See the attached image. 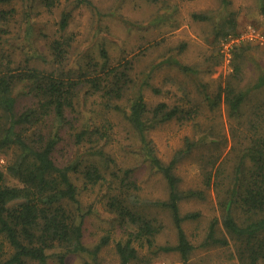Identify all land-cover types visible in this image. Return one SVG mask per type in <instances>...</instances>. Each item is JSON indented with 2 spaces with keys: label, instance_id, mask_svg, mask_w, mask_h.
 Returning <instances> with one entry per match:
<instances>
[{
  "label": "rangeland",
  "instance_id": "rangeland-1",
  "mask_svg": "<svg viewBox=\"0 0 264 264\" xmlns=\"http://www.w3.org/2000/svg\"><path fill=\"white\" fill-rule=\"evenodd\" d=\"M0 10L11 12L4 22L5 32L0 33V53L12 66L29 65L48 71L64 68L78 73L88 65L91 73L93 67L103 64L131 62L134 82L121 99L108 103L100 93L80 88L77 109L68 111L69 121L56 150L59 163H74L81 169L73 172V178L86 212L85 244L94 248L104 236L110 238L100 249L99 263L121 264L116 242L127 238L108 208L118 184L115 173L125 176L129 170L128 180L137 185L131 194L138 193L143 200L162 199L168 193L163 175L144 159L139 133L128 117L129 103L141 90L150 108L166 101L190 111L185 118L153 124L148 138L165 161L185 148L187 138L198 142L180 160L176 170L184 188L206 190L204 199L181 203L183 213H201L198 219L185 222L190 239L198 245L191 259L202 264H236L234 243L207 247L200 244L210 220L221 216L220 194L225 192L219 193L218 187L230 186L231 174L252 135L249 122L255 118L254 108L260 106L264 110V87L250 92L237 115L230 112L224 100L213 105L204 88L211 95L229 83L248 89L260 71L264 72V18L259 0H231L228 6L222 0H91V4H79L77 0H14L0 5ZM69 11V25L62 29V14ZM194 13L206 14L208 18H195ZM234 25L236 28L232 29ZM65 38L70 40V46L61 64L53 43ZM169 57L195 70L186 71L170 64ZM235 62L242 67L238 73L234 70ZM26 85L19 83L16 91L26 92ZM30 97L21 94L18 106L31 103ZM115 103L121 108L109 107ZM87 121L97 125L100 134L78 144L73 134ZM5 160L6 155L0 151V166ZM215 160L211 167L213 185L209 189L205 184L207 168ZM88 165H98L105 180L86 183L83 171ZM7 181L14 183L16 179L8 176ZM147 207V214L158 220L162 232L157 237V247H141L136 242L140 257L130 264H182L178 251L162 249L176 240L169 212L153 205ZM95 262L88 252H78L69 253L63 264ZM48 264H62L58 250L52 251Z\"/></svg>",
  "mask_w": 264,
  "mask_h": 264
},
{
  "label": "trees",
  "instance_id": "trees-1",
  "mask_svg": "<svg viewBox=\"0 0 264 264\" xmlns=\"http://www.w3.org/2000/svg\"><path fill=\"white\" fill-rule=\"evenodd\" d=\"M12 1L0 0V5ZM77 2L91 4V0ZM222 2L228 6L231 0ZM259 4L264 18V0H259ZM10 13L0 10V33L5 32L4 22ZM70 16V11L62 14V29L69 25ZM193 16L208 18L203 13H194ZM235 28L236 25L232 27ZM69 46L70 40L66 38L54 41L53 50L59 63L63 64ZM168 59L170 64H176L183 70H195L177 58ZM130 64L129 61L113 66L103 64L100 68L93 67L91 73V66L88 65L81 67L78 73L64 68L48 71L29 65L12 66L0 53V151L6 155L5 163L0 166V264H29L30 261L48 264L53 250H58L62 264L69 253L78 252H88L95 263L100 264V249L110 238L104 236L94 248L85 244L86 212L83 211L79 187L73 178V172H81V169L74 163H59L56 150L69 121L68 111L77 109L80 88L87 87L89 93H100L108 103L121 99L134 82ZM241 69L240 63L235 62V72ZM22 82L28 85L27 91L17 92V85ZM261 87H264L263 71L248 89H238L229 83L221 86L215 95L205 88L204 92L208 100L212 99L213 105L217 106L224 100L230 112L237 115L248 101L250 92ZM21 94L31 96V103L25 107L18 106ZM111 106L121 108L116 103ZM189 112L179 104L171 105L166 101H160L150 108L141 90L129 103L128 117L139 133L141 153L151 167L163 175L168 193L162 199L143 200L138 193L131 194L132 188H137V185L128 180L129 170L125 176L115 173L118 184L109 198L108 208L127 234V238L116 242L121 264H130L139 258V246L157 247L156 240L162 232V225L147 214V205L167 210L171 216L176 240L162 246V249L178 251L182 264H202L191 259L198 245L190 239L185 229V222L198 219L201 213H183L181 203L194 198L204 199L206 190L184 188L182 178L176 171L180 160L198 142L187 138L185 148L180 149L170 161H165L148 138V129L153 124L182 119ZM263 114L262 107L254 108L255 118L249 122L252 135L231 174L230 186L218 187L219 193L225 192L220 194L221 216H214L210 220L200 244L207 247L234 243L238 259L236 264H264ZM99 130L95 124L83 122L76 128L74 140L81 144L85 138L100 134ZM215 162L207 168L205 184L209 189L213 185L211 167L215 166ZM83 172L86 183L105 180L98 165H88ZM8 176L15 178L16 182L9 183ZM136 242L139 246L135 245Z\"/></svg>",
  "mask_w": 264,
  "mask_h": 264
}]
</instances>
